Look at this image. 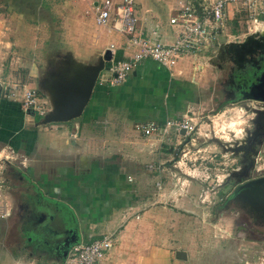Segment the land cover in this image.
Segmentation results:
<instances>
[{
    "label": "rangeland",
    "instance_id": "374dc122",
    "mask_svg": "<svg viewBox=\"0 0 264 264\" xmlns=\"http://www.w3.org/2000/svg\"><path fill=\"white\" fill-rule=\"evenodd\" d=\"M144 1L147 2L142 0ZM33 2L0 0V179L1 182L5 179V183L10 187L9 191H13L11 187L14 188L16 184H25V181L29 183L24 177L23 180L18 178L19 170H22L19 161H22L24 166L32 163L21 155L26 154L23 149L31 148L34 141L39 144L49 142L51 137L61 133L60 125L53 126L60 123L38 125L35 123L40 117L37 113L31 115L30 112L22 110V88H33L37 95V107L46 111L42 71L57 65L55 63L69 53L84 57L88 50L80 46L85 44L91 47L94 37L101 41L106 33V28L94 23L92 14L83 12L85 2L82 0H41L35 4ZM167 2L177 5L178 0ZM138 5H141V0L135 1L134 8ZM253 33V39L250 40L264 45L263 30L247 32L244 26H237L234 22L228 23L224 30L225 35H222L224 44L221 50L217 55L211 54L214 55L211 57L212 66L209 67L217 77L215 80L209 78L208 81L206 71H209V67L203 65L205 74L202 76L205 77L202 79L207 82V86L204 91L198 93L197 104L188 108L187 116L195 117L196 133L191 134L189 139H180L176 132L169 130L168 136L172 143L177 137L180 140L175 141L174 146L160 149L163 151L161 156L169 159L165 166L174 173L172 178L163 176L164 173L159 175L160 181L164 183L161 186L159 184L160 188H156L154 184L155 175H158L155 169L149 171L147 168L148 163L155 166L158 160L153 156L143 155L137 148L134 149L132 141L128 138L125 140L129 149L115 150L118 142H125L123 134L118 132L119 124L108 123L111 130L107 131L108 138L102 137L104 140L97 134L82 139L80 153H77V150L75 153L84 159L86 165L85 184H91L93 179L99 183L98 178H93L99 173L95 169L107 160L110 163L115 162L123 175L130 176V180L126 177L124 182L129 184L128 193H132V197L128 202L134 203V208L127 211L126 217H123L124 221L130 222L125 223L124 227L111 230V217L110 227L105 230V235L109 236L111 243L107 252L122 242L121 234L127 229V233H140L135 236V240H131L133 243L143 241L142 243L166 246L168 251L182 250L186 253V261L189 264H264V206L253 209L240 196L232 194L240 181L264 173V151L260 152L263 156H250L251 166L243 167L241 160L245 165L247 160L241 156V150L234 154L225 147H229V144L234 147L233 143L242 141L244 137H233L231 141H224L215 134L217 128H224L233 120L237 107H243L250 113L251 107L260 104L237 100L231 84L225 83L227 85L224 89L219 85L230 76V68L235 73L233 66H229L230 62L225 63L222 57L226 48L244 42V38ZM18 51L25 52L26 55L18 56ZM212 51L215 52L216 47ZM184 59L189 63L192 61L191 56H184ZM200 68L202 67L197 70L200 71ZM260 70L262 71L259 67L252 71L250 77L245 76L243 83L250 86L259 76ZM249 73L250 70L245 74ZM109 76L108 68L104 66L97 76V81L102 82L101 89L105 87L112 92L115 86L107 84ZM91 102L92 99L88 100L77 119L86 116L87 107ZM110 107L117 114L122 113L119 108ZM252 124L250 119L249 126L245 128L246 134ZM44 126L46 127L43 129ZM97 127H101V124L94 126L91 131H97ZM129 129L133 130L131 126ZM134 145L136 146V143ZM105 148L115 151L102 157V150ZM45 152L41 151L42 155L39 156L42 158L40 157L38 162L44 163L47 158ZM128 154L132 159L126 157ZM80 158L79 162L83 160ZM70 160L75 161L72 157ZM35 166L37 176L42 166ZM176 178L182 182L186 178L188 182L173 184ZM36 180L29 184H35ZM168 181L172 184L167 183ZM4 195L7 201L10 200L7 194ZM114 209L116 208H110L109 212H114ZM98 218L102 219L100 221L107 220L101 215H98ZM141 235L145 236L142 241ZM106 253L94 264L104 258Z\"/></svg>",
    "mask_w": 264,
    "mask_h": 264
},
{
    "label": "crops",
    "instance_id": "0c3cea01",
    "mask_svg": "<svg viewBox=\"0 0 264 264\" xmlns=\"http://www.w3.org/2000/svg\"><path fill=\"white\" fill-rule=\"evenodd\" d=\"M33 1L34 4L41 2V0ZM167 1L147 0V2H142L141 0V5L134 8L136 30L151 38L172 40L174 30L168 24V17L172 14L176 4L171 5L172 3ZM86 6L85 3L84 13ZM233 22L229 21L228 23ZM234 24L239 26L236 22ZM103 28H106L104 40L97 41L94 37L91 47H87L85 44L81 45L80 47L86 48L88 51L84 57H77L74 53L76 59L91 62L106 49L110 52L108 64L129 58L132 48L127 47L123 36L113 28ZM0 32L2 33V31ZM222 35L212 47V49L216 47L217 52L212 51V53H218L217 49L224 44ZM206 54L207 56L201 55L200 57L189 55L192 57L191 63L188 60L186 62L182 56L171 68H166L151 59L141 60L134 65L122 82L114 85L112 92L105 87L101 89L102 82L97 81L89 98V101L92 99V102L87 107V114L84 118L54 124L53 126L60 125V134L54 138L51 137L49 142L39 144L34 141L31 148L23 149L26 154L21 155L32 163L20 166L22 169L19 170L20 179L23 180L24 177L29 183H34L33 180L37 179V182L29 184L25 181V184H16L14 188L11 187L13 191H9L10 187L5 183L6 181L2 180L0 184L1 196L6 200L4 194H7L10 200L6 201L12 207L7 218H0V264H60L63 258L61 253L64 244L69 240L71 234L77 241L76 243L86 242L91 237L105 235V230L110 227L111 217V230L124 227L125 223L130 222L123 220V217H126V212L134 208V203L128 202L132 197V193H128L129 184L124 182L125 178L128 179L130 176L123 175L122 171L117 169L115 162L110 163L107 160L95 169L99 173L93 178H98L99 183L94 182L93 179L91 184H85L86 165L84 159L77 155L79 147L83 143L82 139L85 136L97 134L100 139L104 140L102 137L108 138L107 131L111 130L108 123L119 124L118 132L123 134L124 140L128 138L132 141L134 149L137 148L139 149L137 151L143 155L153 156L159 161L155 166L152 163L147 165L150 164L158 169L155 170L158 175H155L154 184L156 182L160 186L164 184L160 181L159 175L164 173L163 176L172 178L174 173L165 166V162H168L169 159L161 156L163 151L160 149L176 145L175 141L178 142V137L172 143L168 133L166 134L167 138L159 134L144 136L133 128V124L154 120L162 125L165 119L178 117L189 110L193 104H197L198 93L204 91V87L207 86V82H203L202 79L205 77V75L202 76L205 74L203 65L212 66L211 57L214 55L209 57L210 52ZM17 55L24 56L26 54L18 51ZM239 55L236 56L239 57ZM236 56L234 59H237ZM204 58L205 60H203ZM199 67H202L200 71L197 70ZM208 70L206 71L208 81L209 78L215 80L216 74H213L210 67ZM257 79L251 83V85L253 84L250 85L251 88L260 89L263 87L264 92V78L263 76L261 78L260 73ZM225 83H227V77L219 85L224 89L227 85ZM232 88L235 89L233 95H236L237 88ZM110 106L119 108L122 113L117 114ZM99 123L101 127H97V131H91ZM130 126L133 132L129 129ZM133 142L136 143V146ZM123 148L129 149L126 140L123 144L118 142L115 150L120 151ZM43 150L47 153L44 163L38 162L41 157L39 155H42L41 151ZM76 150L77 153H75ZM115 150L105 148L102 150L101 156L104 157ZM71 157L75 161H71ZM126 157L132 159L130 154ZM79 158L83 160L79 162ZM125 159L124 161H126ZM36 164L42 166L37 176L34 169ZM187 182L186 178L183 182L178 178L173 180V184ZM167 183L172 184L170 181ZM112 207L116 209L110 213ZM98 215L107 220L100 221L102 219H99ZM93 230L96 231L93 232ZM135 233L133 231L127 233V229L123 231L122 242L107 252L104 258L96 264H189L184 251L178 250L184 252L185 258H178L174 254L177 249L168 251L169 248L166 246L142 243V237H145L143 235H141V243H133L131 240H135V236L140 234Z\"/></svg>",
    "mask_w": 264,
    "mask_h": 264
},
{
    "label": "built area",
    "instance_id": "2783aa9c",
    "mask_svg": "<svg viewBox=\"0 0 264 264\" xmlns=\"http://www.w3.org/2000/svg\"><path fill=\"white\" fill-rule=\"evenodd\" d=\"M82 1L87 4L85 12L92 13L97 26L113 28L123 36L127 47L132 48L128 59L110 62L106 66L110 75L107 79L108 85L122 82L134 65L144 59H151L166 68H171L182 56H207L206 53L210 52L208 55L210 57L212 47L224 34L229 21L244 26L247 32L259 31L264 25V0H180L168 17V24L174 30V37L170 41H165L142 35L136 30L135 0ZM20 106L31 115L37 113L42 116L45 112L37 107V95L33 88H22ZM188 111L178 117L165 119L162 125L149 120L145 123H135L133 128L144 136L159 134L167 138L166 134L172 130L180 139H189L191 134L196 133V122L195 117L187 116ZM180 130H183L182 134ZM19 164L23 165L22 161H19ZM147 168L149 171L158 170L150 164ZM155 185L156 188H160L157 182ZM11 209L10 203H7L0 194V218H7ZM110 244L107 235L87 242L73 243L60 264H94L107 252Z\"/></svg>",
    "mask_w": 264,
    "mask_h": 264
},
{
    "label": "water",
    "instance_id": "95a60500",
    "mask_svg": "<svg viewBox=\"0 0 264 264\" xmlns=\"http://www.w3.org/2000/svg\"><path fill=\"white\" fill-rule=\"evenodd\" d=\"M252 36H254V33L244 38V42L236 45L243 47L248 41H251L250 39H253ZM108 60H110V52L108 49L104 50L91 62L80 61L69 53L64 56V58L59 59L57 63H55L57 65L52 68L44 69L42 71V87L47 110L35 123L44 125L67 122L78 118L90 98L100 70L108 65ZM260 76L264 78V68ZM262 101L264 102V99H262ZM255 106L257 108H255ZM255 106L251 107L252 110L250 111V113L254 115V118H252L253 123L264 120V109H262V106H259V104ZM179 132L182 134L183 130ZM242 143L243 139L242 141H235L233 143L234 147L229 144V147L227 146L225 149L236 154L244 146ZM232 194L240 196V198L253 209H260L259 207L264 206V175L254 177L238 184ZM251 207L249 209H251ZM71 231L69 232L72 233ZM72 235L73 234L70 235L69 240H65L64 249L61 253L62 257L66 255L69 246L77 242L73 239ZM174 254L178 258H185L184 252L182 251L176 250Z\"/></svg>",
    "mask_w": 264,
    "mask_h": 264
},
{
    "label": "flooded vegetation",
    "instance_id": "af4514ba",
    "mask_svg": "<svg viewBox=\"0 0 264 264\" xmlns=\"http://www.w3.org/2000/svg\"><path fill=\"white\" fill-rule=\"evenodd\" d=\"M221 48L222 46L219 47L217 50L220 51ZM218 53H216L215 55H217ZM225 54L226 55L223 56L224 62L225 63L226 61H228V63L230 62L229 66L231 67L234 64L236 65V67H234L235 65L233 66V68L235 69V73H234V70L233 69L231 70V68L229 67L230 68L229 70L231 71V73H230V76L227 77L228 85L231 84L233 87L237 88L236 89L237 94L234 97L237 100H242V101L243 100L244 101L253 100L256 103L262 104V105L259 104V106H262L264 108V102L262 101V99H264L263 87H260V89H257V88L254 89V88H251L253 84L249 86L248 84L245 85L243 83L245 76L250 77L253 70H256L259 67L263 70L264 68V45L256 41L255 42L251 41L250 43H247L243 47H239L238 45H231L226 48ZM237 54L241 55V59H240V55L239 57L236 56ZM233 55L236 56L237 59H234ZM238 65L240 66L238 67ZM248 70H250V73L246 75L245 73ZM259 73H261V70L259 71ZM257 78L254 81L258 80ZM255 108L257 107L255 106ZM242 145L244 146L241 148V156L243 158H246L247 160L246 162L247 165H245L243 163V160H241L242 161L241 165L243 167L249 166V165L251 166L252 160L250 159V156L258 155V154L260 156H263V154H261L260 152L264 151V120H259L258 122L252 124V127L250 128L248 133L243 138ZM261 175H264V173L257 175L255 177H259ZM20 176L21 175H18V178H21ZM252 178L254 177H251L250 179ZM250 179L242 180L238 184H241L244 181L250 180ZM2 180L4 181L5 179H2Z\"/></svg>",
    "mask_w": 264,
    "mask_h": 264
},
{
    "label": "clouds",
    "instance_id": "9594fccd",
    "mask_svg": "<svg viewBox=\"0 0 264 264\" xmlns=\"http://www.w3.org/2000/svg\"><path fill=\"white\" fill-rule=\"evenodd\" d=\"M254 118L252 114L247 113L245 108L237 107L235 109V117L224 128H217L215 134L224 141H231L233 137L243 138L245 128L248 127V121Z\"/></svg>",
    "mask_w": 264,
    "mask_h": 264
},
{
    "label": "trees",
    "instance_id": "16d2710c",
    "mask_svg": "<svg viewBox=\"0 0 264 264\" xmlns=\"http://www.w3.org/2000/svg\"><path fill=\"white\" fill-rule=\"evenodd\" d=\"M17 108H18V107H17ZM35 117H36V116H35ZM38 118H39V117H38ZM38 118H37V119H38ZM92 238H94V237H91L89 240H91ZM89 240H88V241H89ZM86 242H87V241H86Z\"/></svg>",
    "mask_w": 264,
    "mask_h": 264
},
{
    "label": "bare ground",
    "instance_id": "6f19581e",
    "mask_svg": "<svg viewBox=\"0 0 264 264\" xmlns=\"http://www.w3.org/2000/svg\"><path fill=\"white\" fill-rule=\"evenodd\" d=\"M263 30V29H260V31Z\"/></svg>",
    "mask_w": 264,
    "mask_h": 264
}]
</instances>
